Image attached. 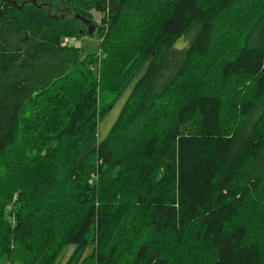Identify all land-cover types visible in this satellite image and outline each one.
<instances>
[{
    "label": "trees",
    "instance_id": "obj_1",
    "mask_svg": "<svg viewBox=\"0 0 264 264\" xmlns=\"http://www.w3.org/2000/svg\"><path fill=\"white\" fill-rule=\"evenodd\" d=\"M14 1L0 260L56 264L73 246L65 264H264V0ZM93 10L98 56L64 42ZM131 84L99 138L102 101Z\"/></svg>",
    "mask_w": 264,
    "mask_h": 264
},
{
    "label": "rangeland",
    "instance_id": "obj_2",
    "mask_svg": "<svg viewBox=\"0 0 264 264\" xmlns=\"http://www.w3.org/2000/svg\"><path fill=\"white\" fill-rule=\"evenodd\" d=\"M91 19L94 21V23H100L102 19V15L93 10L92 11V17ZM64 42L68 45L71 46H79L83 48L84 54H93V55H100V40L98 39L97 35H91L89 33L83 34L81 37H74V38H65ZM188 43V39H181L179 42L176 44L177 47H184ZM132 89V84L125 89L122 95L119 96V98L116 101H113L111 96H107V98H104L101 104V109L103 110V114L101 115V120L99 121L98 124V137L99 138H104L105 136L108 135L112 125L114 124L115 120L118 118L123 105L128 98L130 91ZM157 211V208H156ZM194 241L198 242L199 244L202 243V238L198 234L196 237L193 236ZM74 250L73 246L67 247L63 254L61 255L59 262L56 264H65L69 256L72 254ZM93 246H89L88 249L85 252V255L89 254L92 252ZM0 264H7L3 260H0Z\"/></svg>",
    "mask_w": 264,
    "mask_h": 264
},
{
    "label": "water",
    "instance_id": "obj_3",
    "mask_svg": "<svg viewBox=\"0 0 264 264\" xmlns=\"http://www.w3.org/2000/svg\"><path fill=\"white\" fill-rule=\"evenodd\" d=\"M10 1H11V3L13 5H16L17 4L16 1H14V0H10ZM75 18L76 19H79L80 21H82L86 25L87 32L89 34H93L94 32H96L97 27H96L94 21L91 18H88V17H85V16H81L79 14L75 15ZM79 32L80 33H83V30H80Z\"/></svg>",
    "mask_w": 264,
    "mask_h": 264
}]
</instances>
